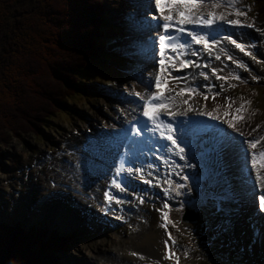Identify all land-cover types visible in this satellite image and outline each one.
<instances>
[{"label": "rangeland", "instance_id": "1", "mask_svg": "<svg viewBox=\"0 0 264 264\" xmlns=\"http://www.w3.org/2000/svg\"><path fill=\"white\" fill-rule=\"evenodd\" d=\"M95 1L96 0H87L86 2L87 5H85V8L86 9L89 8L90 11L91 10L93 11V8L95 7H93L91 4H95V5L97 4L99 6L106 5V9H108L107 5H109L113 11V18L119 17L120 15H124V16H127L126 18L128 20V24H130L132 28L134 29L135 27L142 28V26H144L143 21L139 25L135 24L132 14L135 15L137 12L136 13L132 12V9H136V8H134L135 5H133V3H131L130 0H97V2ZM137 1L143 3L140 0H137ZM31 2L32 0H29L27 5L30 4ZM86 3H82L81 5L84 6V4ZM248 5L250 7V11L248 10L247 0H241V3L238 5V8L242 12L246 13L245 15H242L244 22L251 23V24L254 23V25L258 27L257 29H259V33L256 35V40H259L260 43L257 46V53H254L259 59V57L262 58L264 56V32H261L260 30L261 27L264 29V16L261 15L260 12L258 13V16H256L258 11L256 10L254 0H252L251 3L248 0ZM244 9H247V11H245ZM231 16L232 18L237 19L234 16V13L231 14ZM253 18L255 19L253 20V22H247V20H250ZM79 27H82L81 31H87L90 29L88 23H85V24L81 23ZM132 32L133 33H131V35H134L133 29H132ZM141 33L143 37H146L148 35V32L146 34H143V32ZM129 36L126 38V42L128 41V44L131 47V49L134 51L135 56L139 54L142 55L143 51H140L141 49L139 48L140 37L142 36H140L136 41L134 39V36H131V37ZM126 44L127 43H123L122 40L118 42L116 40L115 41L108 40L106 45L104 46L105 47L104 50L107 49L108 54L106 53L102 54V56H104V59H102V61L107 60L109 64L114 65V68L113 67L109 68L106 65H101V64L88 68V72L85 73V76L89 79L85 80L86 81L85 83L77 87L81 91L75 95L73 100L69 101L70 104L65 105V108L63 110L58 111V109L56 110L55 108L54 114H51L50 117H46L49 120H46V122L45 121L39 122L43 126L41 125L40 128L34 129L33 131L31 130L28 133H20L18 135L14 134V136L10 137V140H8L7 143L0 141V148L3 151L2 152L3 156L0 155V220L6 221V222H23L25 223L27 227H30L34 224H38V225H41L42 227H47V229H50L52 231L54 229V226L59 227L60 225L61 226L60 229L56 228L58 230L56 232L59 233L62 237L68 238L70 240H68L66 247L65 246L62 248H58V246L54 247L53 252H58V256L60 257L61 255L63 258V261L66 264H86L83 260H89V262L87 261V264L89 263L95 264L96 260L92 258V254L96 251L97 248L100 250V252H105V250H108L109 252H111L108 255L102 254L104 255L103 256L104 259L111 258L113 260V258L116 255H120L123 257L124 251H128L131 249L129 251V253L131 254L136 253L138 255L140 254V256H142L144 259L145 258L152 259L149 261V264H156V262L158 264L161 263V254H159V251L156 255L154 254L151 255L152 252H149L148 250L141 249L139 250V253L137 251L138 250L137 246L139 247V244H141L142 237L147 235L150 231L152 232L154 231L155 233H160V231H162L163 235L165 234V231H167V229L165 230L164 229L165 227L163 228L161 224L157 225L155 223L158 221V219H156L155 216L152 217V220L150 222L144 223V226H145L144 229L136 230V229H141L143 227V225H141L140 227H134L133 229H130L128 232H125L124 230H122L121 233H116L112 230H107L106 229L107 221L105 219L103 220L102 224H97V223L93 224L99 227V230L97 232H95V226L86 224L89 222V220L87 219L83 220L81 223L80 222L81 217H79L80 218V219L78 218L79 221L75 222L77 226L73 224L69 218H67V221L63 220L64 215H68V216L70 215V217H72L73 215L71 212H69L70 210H73L70 208V204L74 203V205H76V209H75L76 212L82 216L84 212L82 210H79L80 206L82 204L85 205L84 203H86L87 198L92 199V197L88 196L87 190L82 189L83 191L82 193L73 188L68 189L67 186L64 184L65 181L68 182L67 178L58 177L59 175L67 174V172L62 169L63 163H65V166H69V161L66 160V158L64 160L63 159L64 156L68 158H72V155L70 153L71 147L79 146L78 144H76V142L80 143L79 141H81V139H83L82 142L86 141L84 138H81L80 136H78L79 129L83 130L81 129L82 127L86 128V126H89V125L91 126L92 124L94 127L96 126V128H100L99 126H102L101 123L105 125V122H108L109 124V122L113 120L112 116L115 114L116 110L118 111L119 115L126 117L122 113L123 110H120L119 108V107H123V108L125 107L121 106L120 104L122 103L124 105L127 99L134 98V97L132 98L130 97L132 96L133 89H134L132 85L136 83L135 78L137 80V78H139L140 76L143 78V81H144L147 77L146 73L142 71V69H145V68L143 67L142 64H140L141 62L138 61V63H134L136 62L137 58H134L130 54V50ZM119 48H120V53H117L118 55L116 56L113 55L112 53H115L116 50L118 51ZM122 50H124V52L126 53V56H130L128 58H131L133 60L132 62L133 65H131L132 63L128 62L127 59L124 60L123 56H122L123 59L119 60L120 59L119 57L123 55ZM137 50H139L138 53L135 52ZM258 52L263 56H260ZM242 60L245 62L244 64L245 67L243 70L246 74L247 72H249L251 68H255L258 71V74H262V78L260 80L257 78H253V77L251 78L250 75L247 74L249 86L246 88L242 86L241 87L235 86L234 88L231 89V92L235 90L234 95L240 101H242L241 99L249 98V96H251L250 98H252V101L255 98L258 99V101H260L258 105L263 106V108H261V110L263 111H259L261 113L256 112L255 116L253 117V119L256 121L251 120V122L247 124L246 128L256 129V131L254 133H251L250 136H255V134L259 133L260 136L264 137V92H263V88H261V87H264V82H262L264 81V73L259 65L260 62L264 60V58L261 61L253 62L255 63L254 66L256 67H253L252 65L253 63H252L250 64L249 68L246 67V62H247L246 59L242 57ZM124 61H126L127 64H124ZM129 65H131L130 68L128 67ZM115 68L117 69V72ZM127 71L129 74L127 73ZM240 72H241V67H240ZM130 76L132 77V79H130ZM242 78L245 79L246 76L244 75V77L242 76ZM87 82H90V83H87ZM252 82H258L257 84H259L258 86L260 88L256 89V91H259L260 93H254V92L247 91V88L254 86L255 83H252ZM125 83H128V84H125ZM226 88L229 89V87H226ZM27 100L28 99H25L24 97L20 98L19 100L20 103L19 102L17 103L18 106L22 108H26ZM242 102H245L247 104L246 111L256 110V107L253 110L248 109L249 104L247 103V100H244ZM140 104L142 105V102ZM205 105L207 106V104ZM15 112H16L15 115L18 116L20 119H22L21 117L22 115L19 114L18 110H16ZM28 112L30 113V111ZM128 119H130V117ZM111 124L112 123H110L109 126H107V128H104V129L101 127L102 130H98L96 134L94 135L90 134V136H87V137L90 139V141H93V142L97 141L96 143H99L100 139H97L96 137L100 138V132L102 133L103 131V134H107L108 136L110 133L113 132V130H108L111 128L110 127ZM125 124L126 123L122 122L120 124V127L114 126L113 128H115V132L117 130L118 134L119 133L122 134V132L124 131L122 127L125 126ZM129 124L130 122L128 123V125ZM128 125H127V128H128ZM257 125H259L258 129H257ZM127 128L125 130H127ZM87 129L89 130V132L91 131L90 130L91 128L90 129L87 128ZM234 132L238 133V131L236 130H234ZM245 136H249V134ZM77 139H80V140H77ZM90 141L88 140V142ZM113 141L114 140L112 139L110 143L114 147L116 146V144ZM91 143H88V145ZM120 143L122 145V141H120ZM93 145L95 144L93 143ZM62 148H66V152H61ZM89 148H93L94 150H97V151L100 150L99 144L98 146L89 145ZM82 152H83L82 148H80V152L79 151L77 152L74 150V153H73L74 158L75 156L79 155L83 160H87L88 159L87 156L84 155L86 157L84 158ZM256 152L259 153L260 151L259 152L256 151ZM58 153H60L59 158L40 160V157L46 154L52 157H57ZM96 155L99 158V155L97 153ZM239 156L241 155L238 154L236 156L235 164L233 163V160H232V165L234 164L233 166H237L236 171H235L236 174L239 171V168L241 166V161L242 160L244 161V158L242 157L243 155L241 157ZM105 157H106V159L104 160L105 165L102 166L103 173H105V167H110L111 161L113 159V156L109 158L107 154H105ZM259 159L260 157L257 158L258 161ZM51 160L54 162H52ZM31 161H33V163H32V167L30 171L28 170L25 173H20L18 171V169L21 166L30 164ZM35 165L37 167H40V166L42 167L39 169L40 173L37 175V178L36 177L34 178L36 180H33L32 178L36 174L37 169H38ZM45 169H47V172L41 173ZM70 170L71 169H68V173H70ZM259 171L264 172V165H262V168L261 166L259 167ZM226 173H227L226 178H228V175H230V173L229 172H226ZM43 174H46V177H44ZM29 175L31 177L27 179ZM53 176H56L54 178L59 184L61 183L60 184L62 185L61 187L54 186V183L49 180V179H53ZM246 176L247 175H245L244 177H241L240 181H237L238 184L242 182L241 185L239 186V189L242 186L243 188L241 190H243L246 193L245 197H243L240 194V197L242 198L241 201L243 202L242 204H238L235 199H233L234 200L233 204L231 202L223 203L222 199L220 198V195H212L207 191L197 192L193 188V185L191 183H188V188H189L188 205L190 207L194 205V207L200 208L201 210H203L200 213L201 214L200 222L197 224H189L190 226L194 228L191 232L193 234H196L197 232H202L201 229H203V233L209 232V235H212L217 230L221 232L220 238H222V244L219 247V249L217 247H210L209 244H206V242H204L202 238L196 237V238H199V241H196L193 238H191L195 243H197V251L195 253V257H192L194 256L193 253H192V256L191 255L189 256V258L187 259V260H191L189 261V263L193 262V264H198L196 260L198 258H204L202 260L206 259V263L204 262L202 264H258V259L255 258L259 256L258 254L253 253L255 257H252L246 253L248 252L250 254V252L248 251L249 248L247 244L250 241H252V237H249L250 234L247 235L251 226L247 227V225L253 224L252 222H248L246 220L248 218L253 219L256 214V209L253 207L254 206L253 195L250 194L251 189L253 188L250 186L249 183L247 187H245V184H246L245 181L247 180V178H245ZM214 177H217V176H214ZM238 177H239L238 175H234L235 179H237ZM206 179L208 180L211 179L210 173L206 174ZM88 184H90V187L93 188L94 185L90 183V180L88 181ZM208 186H209V183H208ZM49 187L53 189H49L48 193L52 190L63 191V192H60L64 194L63 196L66 197L63 203H65V206H68L70 209L64 208L59 215L53 216L54 211L59 210V209H54L51 212L52 215L50 213L49 214L46 213L43 216L36 218L35 220L32 215L30 216V213L32 212V210L29 208H31L32 204L36 203L35 199L37 197H39V199L41 200L42 195L45 194L43 193L41 195V193L44 192ZM220 187L221 188L223 187L222 181H221ZM95 188L96 190H99L98 189L99 184L96 183V185L94 186L91 192L94 194L96 198L97 195H101L100 194L101 192L99 193V191L97 192L96 190L94 191ZM216 190H217L216 188L213 190V194H216ZM68 191H71V193L67 194ZM84 192L87 194H85ZM206 199L215 200L220 210H218V207L213 208L209 204L203 203V201ZM17 205H20L21 207L16 209ZM83 207L87 208L86 206H83ZM212 212H218L219 215H224L228 217V220H226L224 224L219 225L218 223L223 222V220L220 218V216L210 217V213ZM89 213H90V210H87V213H85L84 216L89 217V216H93L94 214H96L94 213L93 215H91ZM87 214L89 216H87ZM51 216H53L55 220L53 224H52ZM260 216L261 215H258L257 217L259 218ZM132 217L137 218L136 216H132ZM72 218H73V221H76L77 219L75 215H73ZM94 219H97V217H95ZM34 220L37 222L33 223ZM258 220H259V223H261V219H258ZM263 228H264V225L262 224V229ZM178 235L183 239L184 245L189 242V238L183 235V232H178ZM119 240H121V242H123L124 240L128 242L121 243V242H118ZM13 241H16V240H13ZM194 247H193L194 249L193 252L196 250V247L195 248ZM239 248L243 249L245 251L244 253L247 255H244L242 251H239L240 250ZM120 249H123V251H120ZM133 249L136 251L134 252ZM155 249H160V248H155ZM220 250H224L225 252L222 255V258L218 257L213 262L210 261V260H213L216 256H221ZM226 251H229L230 253H226ZM142 252H144L145 255ZM153 253H156V252H153ZM185 255H186V252L183 253V256ZM202 260H200L199 264H201ZM130 262L131 261H129L128 264L137 263V262H134V263H130ZM259 264H264V259L259 261Z\"/></svg>", "mask_w": 264, "mask_h": 264}, {"label": "bare ground", "instance_id": "2", "mask_svg": "<svg viewBox=\"0 0 264 264\" xmlns=\"http://www.w3.org/2000/svg\"><path fill=\"white\" fill-rule=\"evenodd\" d=\"M197 2H199V0H197ZM233 2L240 4L239 0H233ZM164 3H171V1H167ZM212 3H219L222 5V7L218 8V9H213L210 7V5ZM147 4L153 5V0L152 1L150 0V3H149V0H147ZM226 5H227V0H204L203 4L199 10L194 9L193 11L194 12L199 11V12H202L205 14L209 11H213L217 14L227 15L228 20L234 19V18H232L231 14H229L231 12L233 14L234 10L231 7L226 6ZM170 11L173 15V12L175 11V9L170 10L168 8H165L163 15H168ZM156 12H158L160 17L163 18L159 7H158V10ZM234 16H235V14H234ZM185 18L186 17H180V19H185ZM139 21L142 22V19H140ZM217 22L220 23V25H222L223 29L228 30L231 28V25L226 23V22H223V21H217ZM241 25H242V23L239 25H236L238 28L231 30L229 32L230 36H233L234 39L237 41V43L242 44L244 46V48L247 49V52L257 53V46L259 44L256 46H250L249 40L250 39H256V35L259 33V29H257L258 27H256L253 24L251 27H249V28L246 27L244 30V29H242V27H240ZM143 27L146 28L145 25ZM200 27L201 26H195V30L200 29ZM260 30H261V32H264V29L262 27L260 28ZM135 31L143 32L142 28H139V27H135ZM147 32L149 35V32H150L149 29L146 30L145 32H143V34H146ZM131 36H134V35H130L129 37H131ZM231 41L232 40H230V39L225 40V43L222 47V53L230 52V54L233 57V61L229 62L230 63L229 64V63L224 61L221 54H217L220 56L219 60H217L215 58L217 55L210 60L212 67L218 70L215 76H212V74H209V78H207V79L201 78L200 74H204V73H206V71H204L202 73H200L199 71H195L193 78L186 80V82L184 84L175 85L173 87L170 86V88H173L174 90H172V92L170 91L167 96H175V100L171 101L169 103V105L167 104L166 108L162 110V113H170V111H176L178 113H182L179 111H184L186 109L191 108L193 106V104L198 102L199 100L204 101V96H206V95L212 96V95H215L216 93H220L219 95H215V99L213 100V102L210 100L204 101L205 104H207V106H209V108H211V110L214 111V109H216V107L218 105V102H220L219 110L214 111V112L218 113V116L220 117V119L225 124H227L225 122L226 120L233 119V117H236V119L233 120V122L236 123L238 129L239 128L242 129V130L239 129L238 133L240 132V133H244L245 135H247L249 133L255 132V131H253L254 128H248V129L246 128L247 124L250 123L251 120L256 121L253 119V117H254L253 113L254 112L247 113L244 110L245 105H244L243 109H241L239 112H237L236 109L240 108V106H238V103H240V101L237 98L232 97L231 100H234L235 103H231V101L228 102L227 100H225L226 94L224 93V90L222 89V87L227 83V81L229 79H231V78L235 79V77H237V76L239 77V79H235V80H240L243 83V85H246L245 79L242 78V76L244 77L245 74H243L242 69L240 72V67H241L240 65L245 64V62L242 60V57H244L245 59H246V57L242 55V53L240 52L241 51L240 48H237L235 44L231 43ZM141 42H142V37H140L139 48L141 49L140 51H143L144 44H142ZM126 43H127L126 44L127 47L130 50V54L134 58H137V60L141 62L140 64H142L143 67L145 68V69H142V71L144 73H146L147 77H146V79L144 78L145 79L144 81H143V78L140 76H139V78H137V80L135 78L136 83L134 85H132V87L134 89H133L132 96L130 97V98H132V97H134V98L127 99V101L125 102L124 105L122 103L120 104L121 106L125 107V108H123V107H119V108H120V110H123L122 113L126 117L119 115L118 111L116 110L115 114L112 116L113 120L111 122H109V124L110 123H112V124L110 126L111 128L108 130H113L112 133L115 132V128H113L114 126L120 127V124L122 122L126 123L125 126L122 127V129H124L122 134L124 132L128 131L127 125L129 122L132 123L133 119L138 120L142 117V115H143L142 109H143V106L146 105V99L150 98L151 94L157 91V90L153 89V87H152L153 84H155L153 82V80H155V78L157 76H161L160 68L158 67L157 62H153L152 58L146 59L141 54L135 56L134 51L131 49V47L128 44V41ZM135 52L138 53L139 50H137ZM258 54L260 56H263L259 52H258ZM125 57L126 56H123V58H125ZM259 59H260V57H259ZM140 67H142V66H140ZM217 75L220 77H227V79H217ZM255 77H258V75H255ZM128 83H125V84H128ZM211 83L214 84L213 88H210ZM181 89H185V90L192 89V90H194V92L189 94L187 91H185L184 94L177 96L175 91H178V93H179L181 91ZM137 93L139 95H137ZM163 96H166V95H163ZM141 97H144L145 99H141ZM141 100H143V101H141ZM185 100L188 101L187 104L184 103ZM141 102H142V105L140 104ZM138 106H139V108H138ZM170 106H172L174 109L173 108L171 109ZM137 108H138V110H137ZM225 111L228 112L227 116H224ZM129 117H130V119H128ZM167 117L171 118L172 115H164V114L161 115V119H163V120ZM147 119L148 118H145L144 120H147ZM166 120L171 121L170 119H166ZM149 123H151V122L149 121ZM101 124H102V126H99L100 128H96V126L94 127L93 124L91 126L90 125L86 126V128L82 127L81 129H83V130L79 129L78 136H80L81 138H84V137L90 136V134L94 135V134H96V132L98 130H102V128L104 129V128H107V126H109L108 122H105V125L103 123H101ZM162 127L163 126H161V128ZM221 127H224V124L221 125ZM87 128H89V129L92 128L93 130H91L89 132V130ZM126 128H127V130H125ZM230 128L233 131L236 130V129H233L232 127H230ZM149 129H150L149 131L152 132L154 135L156 134L155 132L151 131V128H149ZM102 133H103V131H102ZM122 134L119 133L117 136H114L112 138L114 140L113 142H115V144H116V146H114L113 150H115L117 145H119V143H120L119 136L122 137ZM186 136L188 138H190V135H186ZM77 140H80V139H77ZM124 140H125V138H123L122 141H124ZM82 141H83V139H81V141H79V142H82ZM91 142L92 143L89 144L90 146H95V145L98 146V144H99V143H96L97 141H94V142L91 141ZM93 143L95 145H93ZM211 147H212L211 142L206 143L205 146H203V147H198L196 145L191 144V151H189V148L185 146V162H184L183 166L181 167V173L176 169L170 170V173H169L170 175L176 176V178L172 181V187L169 188V184H168L169 180L168 179H165L164 177L160 178V181H162L163 185H165L166 189H168V191H169L168 195H167V197H165V199L171 200L173 202L170 209H168L166 211L169 214V220L174 225L173 226L174 231L172 233L171 239H169L167 237V235H165V234L163 235V232L160 230H158V231H160V233H155L154 231L153 232L150 231L147 235L142 237V241H141V244H139V247L137 246L138 253H139V250H141V249L148 250L149 252H152L151 255H153V254L156 255L159 251V254H161V263H159V264H177V258L183 259L182 264H193V262L189 263V261L188 262L185 261V259L182 256L183 252H186V255H187L188 252L193 251L194 250L193 246H191V248H190L189 246L184 245L180 241V237H177V236H178L179 231L180 232L183 231L185 234H187V232L189 231L188 225L183 220L184 210L186 207L185 201L188 197V191H187L188 185L187 184L191 183L193 185V187L200 192H204V191L208 190L207 188L209 187L207 180L205 179V170H200V159L203 161L206 160V164L208 166L207 170L210 171L211 175L217 176V177L212 176L213 178L211 181V185L215 186L216 183L219 181L220 186H221V181H222V184H223L222 188L221 187H214L213 188V190L215 188L217 189L216 194L217 193L222 194V197L226 200H231L232 198L242 200V198L240 197V194L243 197L246 196V193L243 190H241L243 187L241 186V188L240 189L238 188L239 189L238 190L237 186H236V185H238L237 181H231V176H232L233 172L236 171V167H237V166L232 165V160H233V156L235 154L238 155L237 152H235V151L230 152L228 149L225 152H223L222 154L218 155L215 152L209 151V149H211ZM257 147H258V149H256V151H258V152L261 151L262 149H264V142H260V144H258ZM136 156L138 157V159L135 158L136 163L138 165V167H136V171H137V173H139L140 178L136 179L135 177H131L128 181H126V183L124 185L121 186L122 188L125 189V187L128 185L129 187H131L133 189V192H134L133 194H130L129 192H127L125 190L121 191L120 189H118V195L116 196V199L113 200V207H109V202L106 200V198H103L102 195H97L96 199H93V198L88 199L87 198L86 203H84L85 205L82 204L83 206H86L87 208H85L81 205L80 209H79V210H82L84 212V214L82 216L76 212V210H75L76 205H74V203L70 204V208L73 210H70L69 212H71L73 215H75L77 219H76V221H73V218H72L73 215H72V217H70V215L69 216L64 215L63 220L67 221V218H69L72 221V223L76 225L75 222L79 221L78 218L81 217V220H80L81 223L83 220L87 219V220H89L88 223L93 224V222L95 221L94 218L96 217L94 214L95 212H94L93 208L94 209L98 208V206H96L97 202L100 203L102 211L108 209V207H109L112 213L117 214L120 218H122L126 221H129V222L133 221V218L131 217V214L129 215V213H134L136 216H138L137 210L140 211L141 214L145 213L146 214V215L144 214L145 216H150L151 218L153 216H155V218L158 219V210H161L162 208H161L160 204H158V202L156 201V197H152L151 195H148L144 191V189L151 188V189H156V191L159 193L162 192L161 187L157 186V184H156L157 183L156 179H158L159 175L156 174L157 171L154 170L155 159L152 155L147 154L145 152H139ZM172 156H174V155H172ZM241 156H239V157H241ZM84 158H86V157H84ZM87 158H88V156H87ZM75 160H79L81 162H84L85 165L86 164L88 165V162L90 159L88 158L87 160H83L78 155V156H75ZM258 162H260V164H263L264 158L260 157ZM141 168H142V171H141ZM187 169L190 170L191 172H193L192 177L187 175L188 173L187 174L185 173V171ZM177 172L179 173V175L176 174ZM226 172L230 173V175H228V178H226V176H227ZM165 173H167V172H165ZM243 174L244 175H242L241 177H244L246 175V172L243 171ZM183 176H187L188 179L187 180L182 179ZM218 176H220L221 178ZM245 178L248 179L247 176ZM147 180H151V183H146L145 181H147ZM64 184L67 186L68 189L73 188V189L78 190V191L83 193L82 189L78 188L77 185H75V186L71 185L67 181H65ZM151 184H152V186H151ZM177 184H183L185 186L181 187L179 189H175V186ZM247 185H248V183L245 184V187H247ZM104 188L105 187H102L101 189H104ZM95 190H96V188L94 189V191ZM213 190H212V192H213ZM97 191L98 190H96V192ZM60 192H63V191L52 190L49 193H46L48 195H42L41 200L39 199V197H37L35 199L36 203L31 205L32 212L30 213V216L32 215L34 217V219H36L40 216H43L46 213L51 214V212L54 209H59V210L54 211L53 216H55V215H59L64 208L70 209L68 206H65V203H63L64 200L66 199V197L63 196L64 194H62ZM85 194H87V193H85ZM88 195H89V192H88ZM230 195H232V196H230ZM116 200H120L121 202L117 203ZM148 200L151 201L150 204L147 203ZM141 201H143V202H141ZM152 205L154 207H152ZM19 207H21V206L20 205L17 206L16 209H18ZM88 207H89V209H88ZM87 210H90L89 214H91V215L94 214V215L89 216L87 214V216H89V217H85L84 215H85V213H87ZM114 211H116V212H114ZM258 215H260V213L259 214L256 213L253 219L248 218L249 221H248V219L246 220L248 222L253 223V224L247 225V227L251 226V228L248 231V235L250 234V236L254 235V226H255L254 220L258 219V217H257ZM28 216H29V214H28ZM90 220H92V221H90ZM159 223L161 225H163L165 223V221H164V223H162L160 220ZM171 223H169L167 228H165V229H167L166 233L169 231V228H170V230H172ZM261 223H262V221H261ZM172 240H175L176 245H177L175 247V251L177 252V258L174 259V257H171V260L169 261L168 258H166V257H168L166 250H167V245L170 242H172ZM165 241H168V243L165 244ZM118 242H121V240H119ZM124 242H128V241L124 240L121 243H124ZM190 244L193 245L194 241L191 240ZM156 245H157V247H156ZM183 245H184L185 249H182ZM155 248H160V249H155ZM189 248H190V250L187 251ZM130 250L124 251V253L122 252L124 255L123 257L120 255H116L112 260L111 258L104 259V257H103L104 255H102V254L108 255L111 252H109L108 250H105V252H100V250L97 248L96 251L92 254V258H94L96 260L97 264H109V263L110 264H124V263L128 264L129 261H131L130 263L137 262L136 264H149V261L152 260L149 258L144 259L142 256H140V254L139 255L136 253L131 254V253H129ZM120 251H123V249H120ZM135 251L136 250H134V252ZM153 252H156V253H153ZM262 252H264V250H262L261 253ZM142 253L145 255L144 252H142ZM83 261L86 264H87V261L89 262V260H83ZM156 264H158V263L156 262Z\"/></svg>", "mask_w": 264, "mask_h": 264}, {"label": "trees", "instance_id": "3", "mask_svg": "<svg viewBox=\"0 0 264 264\" xmlns=\"http://www.w3.org/2000/svg\"><path fill=\"white\" fill-rule=\"evenodd\" d=\"M28 1L0 0V141L5 143L14 134L40 128L55 108L70 104L81 91L77 87L89 79L88 68L110 66L102 61L101 6L91 4L90 11L87 0ZM263 1L257 2L262 13ZM81 23L90 29L81 31ZM22 97L28 99L26 108L17 104ZM68 240L0 223V264H66L53 248L66 247Z\"/></svg>", "mask_w": 264, "mask_h": 264}, {"label": "snow or ice", "instance_id": "4", "mask_svg": "<svg viewBox=\"0 0 264 264\" xmlns=\"http://www.w3.org/2000/svg\"><path fill=\"white\" fill-rule=\"evenodd\" d=\"M204 0H199V2H197V0H172L171 3H164L163 0H155L156 5L159 7L160 12L163 16V20L164 23L162 25L163 29L165 30V34L159 36V65H160V72L161 73H165L167 75H170L171 70H175V71H182L185 67H199V65H197L195 63V61L192 60H185V59H179L178 63L173 64L171 66V68H169L168 66L165 65V61L169 60V61H173L176 60L177 57H182L184 55V50L188 49L191 47V45L193 43L195 44H199L202 45L204 49L208 50L209 53L211 54L212 51V47L214 44H219V38L218 36H212V42H209V35H200L195 31H187V36L190 37V39H183V42H179L182 37L180 35H174L172 33H169L168 30L170 27H172L173 24L175 25H202L205 28L211 29L212 32H215L216 29H213L212 26L214 24L217 23V21H223L226 22L228 24H232V25H239L241 24V21L238 19L239 16L241 15H245V12H242L237 6L236 3L233 2V0H227V5L231 7L234 10V14L237 17V19H231L228 20L227 19V15L225 14H217L213 11H209L206 14L196 11L194 12L193 10H199L203 4ZM211 8L213 9H218L221 8L222 5L219 3H212L210 5ZM168 8L170 10L175 9V17H173L171 11L169 12L168 15H163L164 13V9ZM248 10L250 11V7L248 8ZM232 14V13H229ZM180 17H186L185 19H180ZM248 27H251L252 24H247ZM222 28V25H221ZM185 28L183 27H178V32L179 33H185ZM225 39H228V37H225ZM232 44H235L237 48H240L241 51H245V48L242 44L237 43L236 40H232L231 41ZM171 53V55L169 54ZM198 53H193V55H196ZM249 55H251V53H248ZM217 60L220 59V56L217 55L215 57ZM229 60H232L233 57L232 56H228ZM235 62V61H234ZM241 67H243L244 65H240ZM204 67H208L207 64L204 65ZM217 69L213 68L212 69V73L215 75L217 73ZM173 79L176 80H181L184 79V77H174ZM217 79H227V77H220L217 75ZM235 79H239V77H235ZM166 82V81H165ZM155 83V87L157 89L156 92L152 93L150 98L146 99V105L143 106L142 109V114L144 117H147L148 119L143 121V123L141 124V122L139 120L136 121L137 124H141L140 127L136 128V133L137 135H143L144 139H137L135 137H131L130 135L126 136V147H128V155H129V164H134L135 163V159H138V157L136 156L137 151H142V149H140V145L141 144H147V142L149 140L152 141L153 146H155L156 143L159 142L158 138H153L147 135V133L149 132V121L151 122V125L153 126L151 128V131L155 132L157 130H159L161 128V126H163V131L160 132L161 136H165L166 132H174L175 129L173 127V124L171 123H166L163 119H161V115H175V113H162V110L166 108L167 103H170L171 101L175 100V96H163L159 89H160V85H161V76H157L154 80ZM232 87H235V85H232ZM185 91H187L189 94L193 93L194 90L192 89H181V91L179 93H176V95H182L185 93ZM220 93H216L215 95H219ZM137 95H139L137 93ZM215 95H213L212 99H215ZM141 99H145L144 97H141ZM208 96H204V100H207ZM231 103H235L234 100H231V98H228ZM185 104L188 103L187 100L184 101ZM248 104L251 103V101L247 102ZM244 104L241 103L240 108H237L236 111L239 112L241 109H243ZM189 111H191L192 109L189 108ZM219 110V105H217L216 109H214V111H218ZM181 115H186L185 113H180ZM200 115H208L211 116L212 119L214 120H219L220 117L219 116H213L212 112H201L199 113ZM255 114V113H253ZM228 112L225 111L224 116H227ZM236 117H233V119H229L226 120L225 122L232 127L233 129H236L237 131H239V129L237 128L236 123L233 122V120H235ZM195 121H189L187 125H185L184 121L180 122V143L185 144L186 147L189 148V151H191V144L188 143V137L186 136V133L188 131L191 130V124H193ZM259 128V125H257V129ZM253 131H256V129H253ZM130 133V130H129ZM202 134H211L213 136V143H212V147L210 149V151L219 154H222L223 152H225L226 150H228L232 144H231V137L227 134L226 130L223 129L220 125H206V128L204 129ZM241 135H243V133H241ZM249 135H251V133H249ZM166 139L168 141H171V145L175 146L176 148L179 149L178 152H176L177 156H180L181 159H184V152H185V148L180 147L179 144L177 143V139L173 137V135H167ZM261 140H264V137L262 136H255L253 137L252 140L247 141V148L243 149V158H244V165H243V169L246 171L250 172V168H249V162L253 165H255L257 163V158L261 157L264 158V149H262L259 153L257 152H253L251 154V156H249L248 154V148L251 149H256L257 145L260 144ZM161 148H163L165 151L170 150L168 145H164L161 144L160 145ZM149 151L152 150V148L150 147L148 149ZM171 150H175V149H171ZM121 164H120V171L123 172L124 171V163H123V158H121ZM176 167H179L178 165ZM133 171L132 167H128L127 168V172L131 173ZM142 171V168H141ZM177 175H179V173H176ZM257 179H259L260 181V186L262 189H264V176L259 175V168L257 169ZM182 179L187 180L188 177L187 176H183ZM249 179H251V177H249ZM146 183H151V180H147L145 181ZM253 184H255V180L251 181ZM169 184V188L172 187V181H168ZM113 185L115 188L120 189L121 191H124L125 189L121 187V183H117L115 180L113 181ZM185 185L183 184H177L175 186V189H179L181 187H184ZM174 189V190H175ZM168 189H166L167 191ZM107 198L109 203H111L113 200L116 199V197H114L111 193H106ZM259 200H260V208L262 210H264V194H261L259 196ZM117 203H120V200H116ZM143 202V201H141ZM165 207H167V205H165ZM218 210L219 206H218ZM163 219L165 221V223L162 225L163 227L167 228L168 224L171 223V221L168 219V212L165 211L163 213ZM169 237H171V233H169ZM168 241H165V244H167ZM172 244H175V240H172ZM172 255H174L173 253L170 252V255L166 258H171ZM177 264H179V258H177Z\"/></svg>", "mask_w": 264, "mask_h": 264}, {"label": "water", "instance_id": "5", "mask_svg": "<svg viewBox=\"0 0 264 264\" xmlns=\"http://www.w3.org/2000/svg\"><path fill=\"white\" fill-rule=\"evenodd\" d=\"M189 216V215H188ZM190 217V216H189ZM189 217H186V219H189Z\"/></svg>", "mask_w": 264, "mask_h": 264}]
</instances>
